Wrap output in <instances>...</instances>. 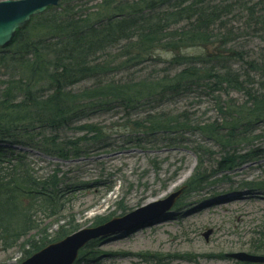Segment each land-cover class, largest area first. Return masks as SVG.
Instances as JSON below:
<instances>
[{"label": "trees", "instance_id": "1", "mask_svg": "<svg viewBox=\"0 0 264 264\" xmlns=\"http://www.w3.org/2000/svg\"><path fill=\"white\" fill-rule=\"evenodd\" d=\"M257 38L264 40V0H106L94 15L65 0L34 17L0 50V242L24 241L26 260L78 231L62 226L51 238L35 218L34 207L51 217L63 206L55 182L36 184L15 150L35 147L13 140L29 128L54 133L58 155L59 147L74 146L58 138L61 131L98 133L92 117L123 110L129 119L144 115L146 134L196 124L220 148L216 173L258 157V149L248 158L237 153L264 127V49L255 57L251 47ZM214 45L217 53H207ZM191 99L212 102L216 118L195 122L186 111L156 112ZM208 180L201 169L189 189ZM25 200L34 206L26 208ZM252 253L264 255V246Z\"/></svg>", "mask_w": 264, "mask_h": 264}, {"label": "rangeland", "instance_id": "2", "mask_svg": "<svg viewBox=\"0 0 264 264\" xmlns=\"http://www.w3.org/2000/svg\"><path fill=\"white\" fill-rule=\"evenodd\" d=\"M74 1L94 15L106 0ZM252 41L253 54L258 57L264 40ZM206 52L217 53L216 46ZM234 98L243 103L241 95ZM156 108V112L186 111L195 122L217 116L207 99L165 103ZM125 113L117 110L116 115L92 117L90 122L97 124L98 133L61 131L58 138L74 146L59 147V156L51 148L50 139L55 135L51 131L29 128L22 132V138L13 139L35 146L15 145L16 152L27 158L35 183L57 185L62 210L49 217L39 213L38 207L33 208L38 212L35 218L51 238L62 226L73 225L78 231L93 228L97 222L107 223L187 187L174 206L155 219L156 223L125 237H121L125 233H117L90 243L80 251L75 264H241L227 256L253 254L264 246V127L237 146V153L247 158L250 150L258 149V157L231 172L216 173L220 148L196 124L179 133L146 134L141 128L144 115L129 119ZM95 152L100 153L99 158L92 156ZM112 154L118 157L107 159ZM201 169L207 171L209 180L198 189H189ZM171 186L172 191L150 202ZM236 197L244 202L229 208L215 207ZM30 203L25 200L23 205L28 208ZM198 209L201 212L196 215ZM21 242L12 247L0 242V264H21L25 260Z\"/></svg>", "mask_w": 264, "mask_h": 264}, {"label": "water", "instance_id": "3", "mask_svg": "<svg viewBox=\"0 0 264 264\" xmlns=\"http://www.w3.org/2000/svg\"><path fill=\"white\" fill-rule=\"evenodd\" d=\"M62 1L64 0H7L0 2V50L10 46L16 33L26 28L33 17L44 14L49 8L58 7ZM184 190L185 188H182L163 201L149 204L102 226L82 229L63 241L48 246L22 264H75L80 250L89 243L117 233H125L121 236L125 237L141 227L156 223L155 219L168 212ZM210 233L205 235L206 239ZM228 257L241 263L264 264V256L236 253L228 255Z\"/></svg>", "mask_w": 264, "mask_h": 264}, {"label": "bare ground", "instance_id": "4", "mask_svg": "<svg viewBox=\"0 0 264 264\" xmlns=\"http://www.w3.org/2000/svg\"><path fill=\"white\" fill-rule=\"evenodd\" d=\"M92 156H95V157H98V158H99V157H100V153L95 152V153L92 154ZM117 157H118L117 154H112V155H109V156L107 157V159L115 160ZM192 169H193V166L190 168V170H192ZM181 180H183V178H182ZM168 184H170V182H169ZM177 184H178V183H177ZM177 184H176V185H177ZM91 187H92V186H90V188H91ZM173 187H174V186H171V187L167 190V192H165L164 194L157 195V197L152 198L150 202H152V201H154V200H157V199H160V198L163 197L164 195L168 194L170 191H172ZM242 199H243L242 197H236V198H234V199H231L232 201L229 200V201H228L229 203H226V202H225L226 204H223V202H221L222 204L215 205V207L218 206V208H220L219 205H221V207H223V208L233 207L234 205L239 204L240 202H241V203L244 202V200H242ZM240 200H241V201H240ZM210 209H211V208H210ZM200 210H201V209L196 210L197 213H195V214L198 215V214L201 212ZM171 221H172V220H171Z\"/></svg>", "mask_w": 264, "mask_h": 264}]
</instances>
